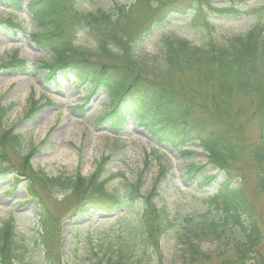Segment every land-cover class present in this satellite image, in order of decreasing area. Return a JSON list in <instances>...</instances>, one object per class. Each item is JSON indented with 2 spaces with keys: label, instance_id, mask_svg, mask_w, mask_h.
<instances>
[{
  "label": "trees",
  "instance_id": "1",
  "mask_svg": "<svg viewBox=\"0 0 264 264\" xmlns=\"http://www.w3.org/2000/svg\"><path fill=\"white\" fill-rule=\"evenodd\" d=\"M2 1L12 9L24 4L33 23L28 34L30 41L51 56L48 62L34 63L14 53L1 63L2 67L13 73L42 68L54 83L72 79L76 87L85 88L84 101L103 94L106 102L97 116L100 123L119 132L123 123L132 119L149 135L150 142L167 145L184 158L191 153L188 145L195 143L205 152L207 163L223 174L221 180L214 182V176L208 175L201 163H190L187 170L190 177L200 175L201 186H210L200 196L215 214L198 224L196 239L201 234L218 236V224L221 230L229 227L235 237L233 252L214 260L198 248L197 241L189 240L184 264H264V227L254 214L243 183H235L247 173L264 191V1L251 13L254 22L245 31L222 34L201 46L183 37L165 36L152 61H145L136 53L135 41L166 23L170 13L183 14L189 9L192 16H201L209 23L210 14L242 15L247 0H132L95 11L80 8V0ZM217 2L223 6L217 7ZM140 8L148 13L136 19L133 12ZM5 22L18 31L25 30L9 18ZM83 28L89 29L93 45L75 44ZM38 107L33 101L26 116ZM10 108L0 101V179L10 175L15 185L23 182L29 199L36 200L40 240L46 251L58 225L41 198L42 192L62 189L77 201L83 196H94L78 208L108 211L109 207H119L118 191H108L106 179L101 177L106 157L88 176H47L34 169V149L23 152L21 133L6 125ZM245 113L259 122L258 139L245 134L241 122ZM9 153L18 157L17 164L11 163ZM161 175L162 172L158 178ZM140 187L137 179L125 188L131 199H142L138 221L128 234L130 240L138 241V250L130 241L116 251L108 246L107 251L113 254L99 264L140 262L150 247L157 246L158 237L166 230V219L151 201L155 185L148 193H141ZM17 237L14 221L0 226V264L18 261Z\"/></svg>",
  "mask_w": 264,
  "mask_h": 264
},
{
  "label": "rangeland",
  "instance_id": "2",
  "mask_svg": "<svg viewBox=\"0 0 264 264\" xmlns=\"http://www.w3.org/2000/svg\"><path fill=\"white\" fill-rule=\"evenodd\" d=\"M263 1L247 0L242 15L210 14L209 23L201 16L199 19L192 16L193 11L189 9L183 14L170 13L166 23L135 41L136 53L143 60L152 61L165 36L183 37L201 46L222 34L243 32L254 22L251 13ZM115 2L129 4L132 0H80L78 6L87 11L109 10ZM222 6V2H217V7ZM146 13L147 10L140 8L133 15L140 19ZM8 18L25 30L18 31L7 24ZM32 28L33 23L24 8L14 10L0 0V101L11 105L6 125L21 133L23 152L34 149L31 165L47 176L76 173L88 176L106 157L101 177L106 179L108 191H118L119 207H109L108 211L85 206L78 208L79 204H87L95 197L87 195L77 201L62 189L42 192L41 198L55 217L59 232H54L44 251L36 200L29 199L23 182L15 185L10 175L0 179V226L8 220L14 221L19 238V257L14 264L104 263L113 254L107 251L108 246L111 251H116L128 241L138 250V241H131L128 234L138 221L142 199H131L125 194L126 186L137 179L141 182V193H148L155 185L151 201L166 219L167 227L158 237L157 246L150 247L146 257L135 264H184L189 240L197 241L198 248L214 260L230 256L235 237L229 227L221 230L218 224V236L201 234L196 239L198 224L215 214L212 206L200 196L208 192L210 186H201L200 175L190 177L188 165L203 164L206 173L214 176V182L223 176L215 166L207 163L205 152L192 143L188 145L191 153L187 158L181 157L167 145L150 142L149 135L135 126L132 119L125 121L123 128L115 132L97 120L106 102L103 94H95L84 102L85 88L76 87L74 80L54 83L42 68L31 67L15 74L2 67L1 63L14 53L34 63L50 61V54L30 41L28 34ZM93 42L88 28H83L75 40V44L83 47L91 46ZM33 101L39 107L31 116H26ZM243 116L241 122L245 134L256 139L260 133L259 122L249 118L247 113ZM9 159L13 165L19 162L18 157L10 153ZM160 172L162 175L158 178ZM235 181L236 184L243 183L254 214L264 227V191L256 187L247 173L241 175V181L239 178ZM261 250L264 253V240Z\"/></svg>",
  "mask_w": 264,
  "mask_h": 264
}]
</instances>
